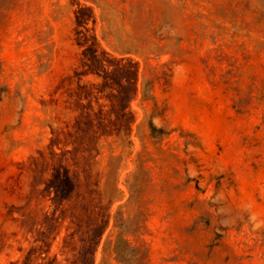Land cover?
Masks as SVG:
<instances>
[{"label":"rangeland","instance_id":"1","mask_svg":"<svg viewBox=\"0 0 264 264\" xmlns=\"http://www.w3.org/2000/svg\"><path fill=\"white\" fill-rule=\"evenodd\" d=\"M99 2L0 0V264H264V0Z\"/></svg>","mask_w":264,"mask_h":264},{"label":"trees","instance_id":"2","mask_svg":"<svg viewBox=\"0 0 264 264\" xmlns=\"http://www.w3.org/2000/svg\"><path fill=\"white\" fill-rule=\"evenodd\" d=\"M88 1H91V2H94L96 4H100L99 0H88ZM100 6V5H99ZM101 9V11L103 12L104 14V9L102 8V6L99 7ZM106 21V20H105ZM102 38L103 40L105 41H108V36L106 32H102ZM110 44V42H109ZM122 44H116V45H111V48L116 52V53H119V54H130V53H133L135 52L136 50H134L133 48H129V47H125V46H121ZM118 241H122V238L121 237H118ZM116 254L120 257H122L121 253L117 250H115Z\"/></svg>","mask_w":264,"mask_h":264}]
</instances>
